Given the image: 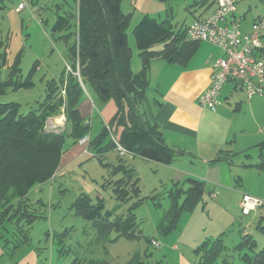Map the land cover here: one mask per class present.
Wrapping results in <instances>:
<instances>
[{
  "label": "trees",
  "instance_id": "obj_1",
  "mask_svg": "<svg viewBox=\"0 0 264 264\" xmlns=\"http://www.w3.org/2000/svg\"><path fill=\"white\" fill-rule=\"evenodd\" d=\"M76 1V12L56 14V20L50 28L52 33L57 35V40L65 43L68 66L72 72H78L80 81L74 74L66 72L64 67L58 79L47 81L44 98L37 102L36 109L27 115L19 113L17 103H0V202L4 203L10 193L11 198L17 199V207L5 203L7 206L0 211V222L8 219L18 225L22 220H26L30 226L36 219L42 218L29 212L23 199L34 186L54 176L60 164V156L64 152L63 143L67 138L78 142L87 137L89 124L80 117L77 105L84 85H87L103 104L114 102L116 113L109 122V129L114 135L117 134V142L133 158L139 157L170 165L178 154L166 146L158 125L152 123L145 115L143 101L149 86V62L158 59L170 64L185 65L193 57L198 43L186 39V28L173 30L169 19L157 22L144 16L132 29V38L140 59V69L133 73L129 63L131 51L127 41L128 24L132 16L121 13L122 0ZM157 44L162 45L161 49L153 50ZM20 64L21 54H17L12 65L6 68L7 78L0 80V95L8 90L26 89L31 85L30 81H21ZM4 66L6 59L4 53L0 52V68ZM61 110L65 115V127L59 132L45 131L47 119ZM106 128L102 129L99 140L87 142V148L95 149L94 156L98 158L115 150L111 138L106 147H100L101 139H106L109 135ZM221 159H224L223 155L214 161ZM117 160L113 164L102 163V166L109 175H121L120 179L107 183L113 184L115 198L126 202L132 196L138 195V178L134 167L127 164L128 160L119 156ZM257 168L263 171L264 161L258 164ZM203 189L204 183L193 178L171 186L168 191L171 204L164 217L162 233L174 230L178 216L183 211H192L199 204L204 195ZM143 201L144 198L131 205L125 217L113 219H110L108 212H102L100 204H93L82 195L75 200L71 209L82 220L91 222L97 241L106 240L110 231L116 233L114 241L118 238L136 239L139 235L135 232L132 209ZM261 230L264 231V226ZM19 231L23 234V239L18 244H11L12 249L29 240L26 236L28 229ZM224 235L202 241L193 250L194 255L198 257L193 264H215L218 260L226 263ZM239 241L232 250L237 252L243 264H264V247L259 252H254L255 245L247 234H243ZM3 244L8 246L10 241L3 239ZM87 264L102 263L90 260ZM124 264L144 262L143 258L136 254Z\"/></svg>",
  "mask_w": 264,
  "mask_h": 264
},
{
  "label": "rangeland",
  "instance_id": "obj_2",
  "mask_svg": "<svg viewBox=\"0 0 264 264\" xmlns=\"http://www.w3.org/2000/svg\"><path fill=\"white\" fill-rule=\"evenodd\" d=\"M175 1L179 2L180 0ZM4 2L9 8L17 7L18 3L24 4L21 16L22 19L26 18L24 26L30 24L33 29L30 40L27 41L26 48H24L19 67L21 81H30L31 85L26 89L8 90L5 94L0 95L3 96L1 98L4 103L14 101L19 105V113L27 115L28 112L36 109L37 102L44 98L47 81L58 79L65 66L64 63L62 64L61 56L56 54L55 48L58 49L59 44L57 35L52 33V28H50L52 25L43 23L40 26L37 21L43 17H26L28 15H24L29 14L30 9H33L35 14L47 13L51 10V4H58L60 15L63 13L74 14L77 10V1L4 0ZM164 6L170 7L168 3H164ZM263 6L261 0H242L237 5L236 14L241 18L243 29L251 19L257 17L263 16L264 24ZM168 15L167 18L171 20L173 29H175V24L185 20L184 12L179 9L175 10L171 16L170 13ZM163 18H165V14H162L158 19L163 20ZM132 29V25L127 29V41L131 51L130 67L132 72L136 73L140 69V59L134 38H132ZM42 45H48V49L44 51L45 47L42 49ZM38 55H43V57L38 59ZM38 62L42 71L35 68ZM51 69L55 72H51ZM67 72L69 73V71ZM6 73L0 69V79H6ZM82 92L77 105L81 115L88 116L89 140H99L103 132L102 129L106 127L109 135L111 134L114 139H117V134L114 135L108 126L111 119L106 123L102 119L105 115L104 108L107 102L103 104L87 85H84ZM148 94L149 92H147ZM62 95L64 94L62 93ZM84 102L85 104H83ZM91 103H93V107ZM64 127L63 110L48 118L45 123L47 132H59ZM109 135L106 136V139H101L100 147H106L109 144ZM63 144L64 152L60 156L61 163L59 165L61 169H58L57 174L50 180L34 186L23 199L27 210L42 218L36 219L30 226L26 220H22L18 225L15 224V221L8 219L0 222V237H3L0 238V241L7 239L10 241L9 245L18 244L23 239V234L21 235L19 230L23 232L28 229L26 236L29 240L22 244L21 249L26 248L41 253V264H87L90 260H98L102 264H124L136 254L143 258L144 264H179L178 255L181 254L189 261L192 260L191 263H193L198 259L193 250L202 241L214 239L221 234H225L223 243L227 249L225 253L227 262L218 260L215 264H243L237 252L232 248L240 242L241 236L245 233L249 235L255 245L254 252H259L264 247V231L261 230V227L264 226V172L259 173L255 169L236 170V177L240 176V181H235V189L262 203V206L251 213L242 214L241 209L234 202L236 200L234 198L226 204L227 206L219 203L217 207L215 205L212 207L211 203L218 202L216 199H209L208 191L204 189L205 192L199 204L197 203L198 205L192 211H183L178 216L179 219L174 230L162 233L164 217L171 204L168 192L171 186L166 182L169 174L162 164L139 157L133 158V156L125 158L126 161L128 160V165L130 164L129 160L133 158L131 166L136 171L139 192H137V196H132L128 201L121 202L113 194V184L107 183L120 179L121 175H109L102 166V163H116L118 153L111 150L98 158L94 156L95 149L87 148L88 144L81 145L69 138ZM109 157L114 162H110ZM256 159L257 153L252 154L251 160L257 161ZM245 173L249 175H245ZM81 195L86 196L93 204H100L102 212H108L110 219L125 217L131 205L144 198L142 203L135 205L132 209L136 226L135 232L139 237L136 239L118 238L114 241L116 233L110 231L106 240L97 241L91 222L82 220L71 209L75 200ZM5 203L17 207V199L11 198V193L6 197L4 203L0 202V211L7 206ZM152 240L158 242L159 246H152L150 244ZM174 245L177 247L175 251L171 248ZM10 249L12 246L8 250Z\"/></svg>",
  "mask_w": 264,
  "mask_h": 264
},
{
  "label": "crops",
  "instance_id": "obj_3",
  "mask_svg": "<svg viewBox=\"0 0 264 264\" xmlns=\"http://www.w3.org/2000/svg\"><path fill=\"white\" fill-rule=\"evenodd\" d=\"M4 3V0H1L0 52L4 53L6 66L0 69L5 73L7 66L12 65L17 54H21V58L23 57L24 48H26L27 41L30 40L33 29L30 24L24 26L26 18L22 19L21 17L24 8L18 11L17 7L9 8ZM164 3H168L170 7L166 8ZM50 7L51 10L47 13L35 14L33 9H30L28 11L30 15L25 14L24 16L43 17L37 21L40 26L43 23L53 25L56 14H60V11L58 4H51ZM120 8L121 13L131 14L132 17L128 25L129 27L132 25V28L140 23L144 16L161 22L168 19V13L171 16L175 10H182L185 20L175 24L173 30L176 31L184 30L194 21L206 19L214 10L215 4L214 0H180L179 2L175 0L167 2L122 0ZM162 14H165V18L158 19ZM187 19L188 21H186ZM262 19L263 16L251 19L245 29L241 22L243 33L250 32L254 23L262 25L263 45L260 52L256 53L260 56H264ZM57 42L59 48H55L56 54L61 56L62 64L68 66L66 45L62 41L57 40ZM32 44L33 42L30 47ZM161 46V44H157L153 50L161 49ZM44 47V51H46L48 45L41 46L42 49ZM195 48L193 57L185 65L170 64L158 59L149 62L148 88L150 90L148 91L147 88L143 101L145 115L152 123L158 125L166 146L178 153L170 165H162L169 174L167 184L172 186L183 183L187 178L197 179L204 183V189L208 191V198L217 200L218 203H211L212 207H217L219 203L226 205L233 198L236 199L234 202L239 207V200L242 198L240 196L243 194L235 189V181H240V176L236 177V170L255 169L259 173L264 172L257 168V165L264 161V100L257 96L246 98L241 85L229 81L223 85L218 98L219 105L214 111L207 110L197 104L195 99L209 88L212 66L221 57L222 52L207 43H198ZM37 57L40 59L43 55ZM39 67L38 62L35 68L42 71ZM51 72L55 71L51 69ZM147 92H149L148 95ZM1 97L3 96H0V103H4ZM113 103L112 101L106 103L105 115L102 118L105 123L116 113V106ZM91 104L93 107V103ZM80 117L85 122L88 121L87 115ZM87 137L90 139L88 135ZM254 153H257V161L251 160ZM220 155H223L224 159L215 162L214 160ZM109 158L110 162H114L111 157ZM131 160H129L130 164ZM58 169H61L60 166ZM58 169L54 175L57 174ZM245 175L249 174L245 173ZM11 246H6L3 241H0V264H41V253L26 248L21 249L22 245L8 250ZM171 248L174 251L177 249L175 245ZM178 256L179 264L194 263H191L192 260L184 258L182 254Z\"/></svg>",
  "mask_w": 264,
  "mask_h": 264
},
{
  "label": "built area",
  "instance_id": "obj_4",
  "mask_svg": "<svg viewBox=\"0 0 264 264\" xmlns=\"http://www.w3.org/2000/svg\"><path fill=\"white\" fill-rule=\"evenodd\" d=\"M241 1L214 0L215 8L206 19L194 21L186 27L185 36L188 41L207 43L222 52L221 57L212 66L209 88L195 99L197 104L207 110L214 111L217 108L220 91L229 81L239 83L246 98L257 96L264 100V56L256 54L262 49L263 27L260 23H254L250 32L241 31V18L236 15V7ZM24 6L20 3L17 10H22ZM65 70L78 79L77 71L72 72L69 66H65ZM110 138L119 157H131L111 134ZM88 141V137H84L78 142L86 145ZM260 206H262L260 201L246 194L239 200V208L245 215ZM150 244L158 247L154 240Z\"/></svg>",
  "mask_w": 264,
  "mask_h": 264
}]
</instances>
